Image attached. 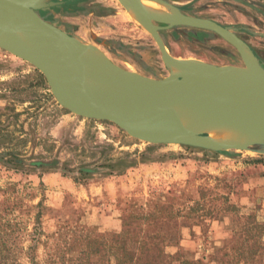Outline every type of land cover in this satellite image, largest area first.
Wrapping results in <instances>:
<instances>
[{
	"label": "rangeland",
	"instance_id": "1",
	"mask_svg": "<svg viewBox=\"0 0 264 264\" xmlns=\"http://www.w3.org/2000/svg\"><path fill=\"white\" fill-rule=\"evenodd\" d=\"M44 1L63 4L37 12L41 18L114 65L148 79L170 76L147 27L119 0ZM162 1L229 29L264 68V0ZM161 36L178 59L245 66L236 47L212 31L176 27ZM246 147L135 139L66 107L30 61L0 47V230L2 242L22 248H13L19 264H31L30 256L35 264H117L110 245L125 229L128 248L153 246L133 252L144 262L239 264L232 248L240 244L243 217L264 223V142ZM211 212L214 219L204 217ZM93 249L100 252L91 257Z\"/></svg>",
	"mask_w": 264,
	"mask_h": 264
},
{
	"label": "water",
	"instance_id": "2",
	"mask_svg": "<svg viewBox=\"0 0 264 264\" xmlns=\"http://www.w3.org/2000/svg\"><path fill=\"white\" fill-rule=\"evenodd\" d=\"M119 1L127 10L133 7L143 17L163 62L171 70L169 77L156 80L138 74L134 76L105 57L103 67L106 69L90 67L86 59L98 49L53 26L37 13L60 6L62 2L34 4V0H0V47L13 52L10 43L31 39L41 46L54 48L63 91L80 111L79 114L112 122L140 141L154 145L185 144L209 149L198 141L206 135L187 126L180 108L184 99L220 109L222 114L235 118L238 123L264 137V68L242 39L210 19L178 12L173 22L168 23L150 15L139 0H131L130 6ZM176 27H198L218 34L236 47L244 65L248 67L247 56L241 49L244 46L257 61V76H236L244 67L213 66L172 56L161 32ZM23 51L25 56L22 58L30 61L46 77L53 91L51 76L45 71L40 57L26 47ZM174 67L182 69L184 73L175 74ZM96 73L105 74L115 82L119 90L116 98L106 99L94 94L92 81Z\"/></svg>",
	"mask_w": 264,
	"mask_h": 264
},
{
	"label": "bare ground",
	"instance_id": "3",
	"mask_svg": "<svg viewBox=\"0 0 264 264\" xmlns=\"http://www.w3.org/2000/svg\"><path fill=\"white\" fill-rule=\"evenodd\" d=\"M125 2L124 0H121ZM140 1V0H139ZM44 0H34V4H42ZM131 2V1H130ZM130 2H125L130 6ZM142 2V3H141ZM158 0H142L140 3L142 6L150 13V15L163 20L164 22L171 23L177 17L178 11L175 9H170L163 7L157 3ZM159 2H162L159 0ZM163 3V2H162ZM133 7H129V12L134 11ZM133 13V12H131ZM142 23L146 26L143 17L141 16ZM13 49V52L21 57H24L23 49L26 47L38 55L45 65V71L51 76V82L53 91L65 104L66 107L71 109L74 112H80L67 98L65 92L62 88V81L58 75V67L56 64V50L50 46H41L36 41L31 39H19L17 43L9 44ZM24 47V48H21ZM242 51L247 56L248 67L240 69L236 76L246 77V76H257V69L255 65L257 63L255 57L247 51L243 46ZM253 58L254 63L249 59ZM86 62L90 67H103L105 58L100 51L91 52ZM253 65V67H252ZM106 69V67L104 68ZM173 72L175 74H183L184 71L179 68H175ZM92 90L94 94L98 97L113 99L116 98L119 94V90L113 80L108 79L105 74L101 75L96 73L92 81ZM180 108L184 113L185 122L187 126L197 130L200 133L205 134L204 138L198 139L205 147L209 149L221 150L235 148L238 150L250 149L246 146H256L261 142H264V137L258 135V133L253 130L245 127L244 125L237 122L233 117L226 116L222 114L220 109L209 108L193 102L189 99H184ZM209 134V136H207Z\"/></svg>",
	"mask_w": 264,
	"mask_h": 264
},
{
	"label": "trees",
	"instance_id": "4",
	"mask_svg": "<svg viewBox=\"0 0 264 264\" xmlns=\"http://www.w3.org/2000/svg\"><path fill=\"white\" fill-rule=\"evenodd\" d=\"M254 163H262L260 160H255ZM134 165V162H128L127 167H131ZM204 217H207L209 219H214L216 217V214L214 213H206ZM244 218V230L241 232V241L239 246L234 250V252L237 254L238 258L235 257V260L239 264H262L260 263L259 259L262 254H264V223L260 222L258 220V217L255 215L252 216H245ZM14 232V231H13ZM129 233L131 234V231H127L126 229L119 233L114 234V244L112 246L110 245V253L111 256L115 259L117 264H153L154 262H144L143 259L140 256H134V251H141L142 254L145 252L151 251L152 247L148 244H145L144 242H140V246L138 248L130 247L124 243V238L126 237L125 234ZM3 233L0 230V264H19L17 260H15V254H13V248L15 247V252L18 253L22 251V248H20L18 245L9 246L5 242H2V236ZM13 245V244H12ZM36 247H29L28 255L33 253L34 249ZM158 250V249H157ZM99 250H90L88 254L92 257L93 255L98 254ZM123 253V254H120ZM120 254V255H119ZM225 256H228V254H225ZM12 257V258H10ZM31 259V264H35V259L28 257ZM77 264H97L92 261V259H88L87 262H84L82 259L77 260ZM229 263V262H227Z\"/></svg>",
	"mask_w": 264,
	"mask_h": 264
},
{
	"label": "crops",
	"instance_id": "5",
	"mask_svg": "<svg viewBox=\"0 0 264 264\" xmlns=\"http://www.w3.org/2000/svg\"><path fill=\"white\" fill-rule=\"evenodd\" d=\"M131 0H129V2H130ZM131 12H133V13H131ZM130 13H131V16L135 19V20H137L138 22H141L142 21V19H141V15H140V13L137 11V10H134V11H131ZM143 22V21H142ZM240 57H241V55H240ZM242 59V58H241ZM243 61V60H242ZM244 63V62H243Z\"/></svg>",
	"mask_w": 264,
	"mask_h": 264
}]
</instances>
